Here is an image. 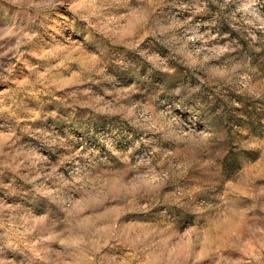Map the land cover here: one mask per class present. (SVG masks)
Returning a JSON list of instances; mask_svg holds the SVG:
<instances>
[{
  "label": "clouds",
  "instance_id": "clouds-1",
  "mask_svg": "<svg viewBox=\"0 0 264 264\" xmlns=\"http://www.w3.org/2000/svg\"><path fill=\"white\" fill-rule=\"evenodd\" d=\"M0 264H264V0H0Z\"/></svg>",
  "mask_w": 264,
  "mask_h": 264
}]
</instances>
